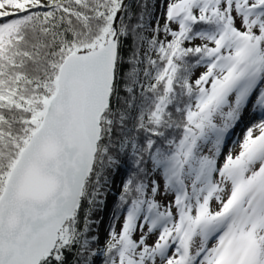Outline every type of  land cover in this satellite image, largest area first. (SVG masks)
Instances as JSON below:
<instances>
[{
  "label": "trees",
  "instance_id": "1",
  "mask_svg": "<svg viewBox=\"0 0 264 264\" xmlns=\"http://www.w3.org/2000/svg\"><path fill=\"white\" fill-rule=\"evenodd\" d=\"M122 1L43 0L46 8L0 22V195L20 152L40 124L63 61L72 53L86 52L103 43ZM143 4L144 0H130L121 16L110 104L101 118L93 170L75 215L76 235L66 242L60 234L53 253L44 256L39 264H77L83 256L84 222L98 189V177L111 159L116 167L118 193H102L107 199L106 225L100 239L104 251L90 264H146V255L153 249L144 245L135 227L137 222L148 224L153 217L156 194L151 195L150 191L152 161L165 175L173 174L175 181L179 170L180 174L187 173L185 183L192 188L202 190L210 184L199 168L201 163L186 157V140L193 138L202 145L201 140L210 139L205 133L207 125L217 124L216 111L227 108L226 102L233 93L211 103L207 123L197 118L195 105L205 100L198 71L208 67L212 59L208 48L224 29L228 31L226 22L216 16L212 20L199 19L190 23L186 33H175L158 49L150 47L144 54L150 42L145 39V30L138 27ZM256 4L264 7V0H254L252 6ZM59 7L88 20L85 23L67 15ZM223 14L228 16L227 11ZM247 15L258 22L253 23L254 30L264 27L261 17L255 13ZM252 38L256 41L249 42L253 66L248 74L256 73L254 62L260 58L256 53L262 49L261 41L264 43V35L253 33ZM139 55L143 56L142 78L134 86L132 72ZM130 103L132 116L126 120ZM121 219L126 222L119 227L117 222ZM94 249L95 244L91 246Z\"/></svg>",
  "mask_w": 264,
  "mask_h": 264
},
{
  "label": "rangeland",
  "instance_id": "2",
  "mask_svg": "<svg viewBox=\"0 0 264 264\" xmlns=\"http://www.w3.org/2000/svg\"><path fill=\"white\" fill-rule=\"evenodd\" d=\"M253 1L144 0L138 25L145 30V39L150 42L144 54L150 51V47L158 49L166 38L173 37L175 33H186L190 23L199 19L212 20L216 16L225 20L228 31L224 29L213 40L208 48L212 59L208 67L198 71L205 100L195 105L194 113L199 120L207 123L211 103L231 91L234 93H230L227 108L218 110L214 119L218 125L205 130L206 135L210 137L211 134L213 138L206 142L201 140L202 145L191 138L186 140L190 146L186 149V157H191L197 164L201 163L199 168L203 169L210 183L208 190L202 187L196 192L185 184L188 186L186 189L176 187L171 194L163 169L156 161L149 164L153 173L150 191L151 195L156 194V205L152 207V212L162 218L156 225H152L151 221L146 225L136 223V235L146 247L153 249L146 255V264H264L263 41L260 43L263 45L261 51L258 49L259 53H256V56H260V62H257L258 59L254 62L257 77H249L247 86L243 88L248 71L253 66L249 58V42L256 41L252 38L253 33L264 35V27L258 24L261 28L254 30L253 23L258 22L247 15L254 13L259 6H252ZM38 6L46 8L47 4L43 0H0V17ZM173 7L182 12L178 18L170 20ZM223 11H227L228 16H224ZM73 16L85 23L88 20L87 17ZM158 29L162 32L157 33ZM142 57H137L132 72L134 86H138L142 78ZM128 107L129 112L124 117L126 120L132 116L133 104L130 103ZM41 121L42 117L39 123ZM236 121L237 126L233 127ZM113 160L98 177V189L82 231L85 252L77 264H90L92 258L98 256L95 255L98 253L88 252L93 243L101 252L100 238L106 225L104 215L107 201L101 193L108 190L113 194L117 190ZM184 179L186 181L187 173H184ZM95 207L97 217L90 221ZM75 219L76 216H73L60 232L66 242L76 235ZM125 222V219H121L117 225L122 227Z\"/></svg>",
  "mask_w": 264,
  "mask_h": 264
},
{
  "label": "water",
  "instance_id": "3",
  "mask_svg": "<svg viewBox=\"0 0 264 264\" xmlns=\"http://www.w3.org/2000/svg\"><path fill=\"white\" fill-rule=\"evenodd\" d=\"M128 1L114 14L103 44L70 54L58 70L42 121L0 195V264H39L79 209L101 136L100 119L110 104L119 22ZM181 12L173 7L170 19Z\"/></svg>",
  "mask_w": 264,
  "mask_h": 264
},
{
  "label": "bare ground",
  "instance_id": "4",
  "mask_svg": "<svg viewBox=\"0 0 264 264\" xmlns=\"http://www.w3.org/2000/svg\"><path fill=\"white\" fill-rule=\"evenodd\" d=\"M238 116H239V114H238ZM237 126V121H236V123H235V126H233V127H236ZM94 210L92 211V214H91V216H90V221H93V220H95L96 219V217H97V214H98V210H97V207H95V208H93Z\"/></svg>",
  "mask_w": 264,
  "mask_h": 264
}]
</instances>
